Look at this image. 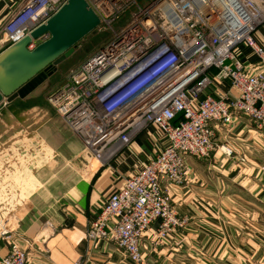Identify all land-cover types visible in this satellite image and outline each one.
I'll use <instances>...</instances> for the list:
<instances>
[{
	"label": "built area",
	"instance_id": "built-area-1",
	"mask_svg": "<svg viewBox=\"0 0 264 264\" xmlns=\"http://www.w3.org/2000/svg\"><path fill=\"white\" fill-rule=\"evenodd\" d=\"M67 1L22 0L0 27L3 50ZM87 1L101 18L98 29L112 35L70 70L48 100L103 164L146 128L162 132L163 148L124 176L87 229L92 248L110 242L133 264H144L143 238L154 223L159 243L189 224L164 183L185 186L192 172L188 157L211 156L219 147L218 129L231 130L240 116L264 130V47L253 36L264 10L251 0ZM128 12L131 19L115 28ZM48 38L44 34L28 47ZM242 44L252 48L257 63H244L237 53ZM224 81L230 88L216 98L209 91ZM220 148L233 154L230 145ZM1 226L10 247L0 264H28L26 248L13 237L14 220Z\"/></svg>",
	"mask_w": 264,
	"mask_h": 264
},
{
	"label": "crops",
	"instance_id": "crops-1",
	"mask_svg": "<svg viewBox=\"0 0 264 264\" xmlns=\"http://www.w3.org/2000/svg\"><path fill=\"white\" fill-rule=\"evenodd\" d=\"M21 1L0 0V27ZM256 39L264 44V25ZM4 48L0 40V52ZM237 53L246 64L258 61L248 45ZM229 88L227 81L216 82L209 92L217 98ZM54 110L56 116L42 111L36 144L19 139L31 130L20 122L27 114L20 113L17 124L0 123V217L14 216L13 237L26 248L28 264H133L113 243L92 248L87 229L124 176L163 148L162 132L146 128L103 164L85 154L82 138ZM217 143L234 153L218 149L211 157H188L189 182L164 183L178 212L190 220L162 243L154 223L143 238L144 264H264V131L240 116L231 130L218 129ZM9 247L0 236V258Z\"/></svg>",
	"mask_w": 264,
	"mask_h": 264
},
{
	"label": "water",
	"instance_id": "water-1",
	"mask_svg": "<svg viewBox=\"0 0 264 264\" xmlns=\"http://www.w3.org/2000/svg\"><path fill=\"white\" fill-rule=\"evenodd\" d=\"M100 24V16L87 0H68L46 23L0 52V104L33 93ZM44 34L49 38L33 49L28 47Z\"/></svg>",
	"mask_w": 264,
	"mask_h": 264
},
{
	"label": "rangeland",
	"instance_id": "rangeland-1",
	"mask_svg": "<svg viewBox=\"0 0 264 264\" xmlns=\"http://www.w3.org/2000/svg\"><path fill=\"white\" fill-rule=\"evenodd\" d=\"M131 17H132L131 12L124 14L115 23L114 27L117 29L123 27L131 19ZM262 25H264V22H262L258 25L257 30L255 31L253 36H254L255 40L257 41V43L260 46L264 47V44L259 43L258 40L256 39V33ZM111 35H112V31L109 28H102V29H97L96 31L92 32L87 37H85L83 40H81L75 46L73 53L53 68V74L42 85H40L36 89L38 94H36L32 98L24 100L23 103H18V102L15 103V101H14L15 99L13 101L9 102L6 99L2 104H0V123L17 124V122H18L17 119L20 117L19 114L20 113L21 114L22 113L27 114V117L25 118V120L22 118V119H20L21 120L20 122H22L24 124H28L29 126H31V130L28 129L29 128L28 127L27 128L28 131L24 132V130H23L22 134L18 133L17 135L19 136L21 134L19 139L35 141L33 144H36L37 142H36V140H34V138L36 136V132H34V131L36 130L35 128L39 129L40 128L39 124L43 122L44 117L41 116L42 111H45V110L50 111L53 115L56 116V113L54 110L55 108L52 106V104L48 100L50 92L54 88H56L65 78H67V75L71 69L76 67L88 55L93 53ZM227 82L230 85V82L229 81H227ZM257 129H259V128L257 127ZM259 130H261V129H259ZM261 131H264V130H261ZM37 139H38V137H37ZM223 145H228V144L225 143V144L219 145L217 150L218 149L222 150L220 147ZM84 148H85V146H84ZM232 149H233V153H234L235 150L233 147H232ZM215 152H213L212 155ZM87 153H88L87 149L85 148V154H87ZM211 156H209V157H211ZM243 161L246 162L245 157H242V162ZM181 216L188 217L187 215H182V214H181ZM7 219L14 220V216L6 215L5 217L4 216L0 217V233L3 230H5V228L1 226L2 221L7 220ZM188 219L190 220L189 217H188ZM7 228H9V230L11 229L9 226H7Z\"/></svg>",
	"mask_w": 264,
	"mask_h": 264
},
{
	"label": "bare ground",
	"instance_id": "bare-ground-1",
	"mask_svg": "<svg viewBox=\"0 0 264 264\" xmlns=\"http://www.w3.org/2000/svg\"><path fill=\"white\" fill-rule=\"evenodd\" d=\"M251 4H252V5H256V4H258V5L261 7V8H260L261 11L264 10V3H263L262 0H251ZM222 6H223V5L221 4V7H222ZM262 6H263V7H262ZM249 8L252 9L251 6H249ZM100 25H101V24H100ZM97 29H98V27H97ZM97 29H95V31H96ZM93 32H94V31H93ZM91 33H92V32H91Z\"/></svg>",
	"mask_w": 264,
	"mask_h": 264
},
{
	"label": "trees",
	"instance_id": "trees-1",
	"mask_svg": "<svg viewBox=\"0 0 264 264\" xmlns=\"http://www.w3.org/2000/svg\"><path fill=\"white\" fill-rule=\"evenodd\" d=\"M91 34V33H90Z\"/></svg>",
	"mask_w": 264,
	"mask_h": 264
}]
</instances>
